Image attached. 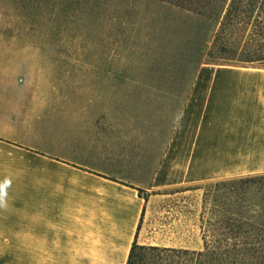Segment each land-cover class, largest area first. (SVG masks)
<instances>
[{
    "label": "crops",
    "instance_id": "obj_1",
    "mask_svg": "<svg viewBox=\"0 0 264 264\" xmlns=\"http://www.w3.org/2000/svg\"><path fill=\"white\" fill-rule=\"evenodd\" d=\"M0 58L18 61L0 66V264H126L133 243L200 252L212 207L203 185L264 174V65L202 64L136 183L99 137L106 100L23 81V51Z\"/></svg>",
    "mask_w": 264,
    "mask_h": 264
},
{
    "label": "rangeland",
    "instance_id": "obj_2",
    "mask_svg": "<svg viewBox=\"0 0 264 264\" xmlns=\"http://www.w3.org/2000/svg\"><path fill=\"white\" fill-rule=\"evenodd\" d=\"M185 21L143 0H0V52L23 51L25 82L49 88L68 83L69 89L51 92L106 100L99 137L122 165V178L145 183L194 81L189 51L180 43ZM0 62L3 68L18 63ZM213 63L225 64H202ZM0 93L3 110L9 94L1 83ZM216 182L203 187L211 193ZM142 261L184 264L185 257L153 253Z\"/></svg>",
    "mask_w": 264,
    "mask_h": 264
},
{
    "label": "trees",
    "instance_id": "obj_3",
    "mask_svg": "<svg viewBox=\"0 0 264 264\" xmlns=\"http://www.w3.org/2000/svg\"><path fill=\"white\" fill-rule=\"evenodd\" d=\"M143 1L186 19V37L180 43L189 51L194 79L205 59L264 65V0ZM205 199L212 207L202 251L133 243L126 264H142L153 253L184 256V264H264V174L217 181L211 193L205 189Z\"/></svg>",
    "mask_w": 264,
    "mask_h": 264
}]
</instances>
